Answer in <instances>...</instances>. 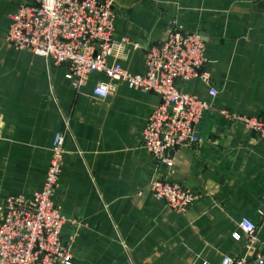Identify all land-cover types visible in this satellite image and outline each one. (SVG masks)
Masks as SVG:
<instances>
[{"label": "crops", "instance_id": "obj_1", "mask_svg": "<svg viewBox=\"0 0 264 264\" xmlns=\"http://www.w3.org/2000/svg\"><path fill=\"white\" fill-rule=\"evenodd\" d=\"M26 2L0 0V198L42 188L53 137L67 127L54 201L61 239L76 233L73 264H220L264 253V141L222 113L264 114V0H113V39L128 44L114 46L109 61L131 74L145 73V48L170 27L205 39L210 84L176 81L210 107L197 126L201 145L175 150L171 167H156L141 145L158 95L115 82L97 99L91 91L109 82L104 74L76 91L66 65L5 44L10 15ZM155 178L200 197L175 212L151 194ZM242 218L258 225L249 251Z\"/></svg>", "mask_w": 264, "mask_h": 264}, {"label": "built area", "instance_id": "obj_2", "mask_svg": "<svg viewBox=\"0 0 264 264\" xmlns=\"http://www.w3.org/2000/svg\"><path fill=\"white\" fill-rule=\"evenodd\" d=\"M113 0H27L10 15L4 39L15 50L28 49L35 55L68 68L65 79L76 91L85 87L93 73L104 74L109 82H97L92 96L106 99L113 83L160 97L142 133V148L154 159L156 167L172 166L175 150L201 145L197 126L209 105L176 87L177 80L199 79L210 84L205 72V39L199 33L173 26L161 42L145 48L144 74H131L120 64L110 62L114 46L128 40L113 39ZM209 95L217 91L210 87ZM222 113L228 120L241 123L257 140L264 141V114L258 117ZM64 131L54 135L51 158L42 188L30 198H0V264H73L71 244L61 239L65 219L54 201L63 166ZM153 197L175 212H185L200 197L180 183L155 178L149 184ZM264 221V209L258 211ZM72 224L78 227L79 222ZM252 248L258 225L247 218L239 223ZM220 264H264V253L253 260L223 257Z\"/></svg>", "mask_w": 264, "mask_h": 264}]
</instances>
